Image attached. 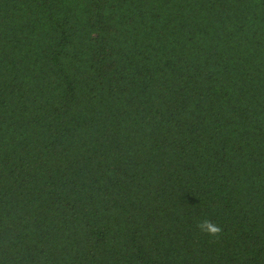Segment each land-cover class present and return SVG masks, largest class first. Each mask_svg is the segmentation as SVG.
Segmentation results:
<instances>
[{"label": "trees", "instance_id": "trees-1", "mask_svg": "<svg viewBox=\"0 0 264 264\" xmlns=\"http://www.w3.org/2000/svg\"><path fill=\"white\" fill-rule=\"evenodd\" d=\"M0 264H264V0H0Z\"/></svg>", "mask_w": 264, "mask_h": 264}, {"label": "clouds", "instance_id": "clouds-1", "mask_svg": "<svg viewBox=\"0 0 264 264\" xmlns=\"http://www.w3.org/2000/svg\"><path fill=\"white\" fill-rule=\"evenodd\" d=\"M197 227L201 232L207 234L210 237H219L222 232L221 226L208 219L199 221Z\"/></svg>", "mask_w": 264, "mask_h": 264}]
</instances>
